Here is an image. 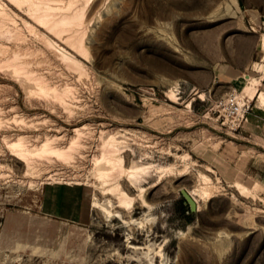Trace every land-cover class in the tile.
Returning a JSON list of instances; mask_svg holds the SVG:
<instances>
[{"label":"rangeland","instance_id":"obj_1","mask_svg":"<svg viewBox=\"0 0 264 264\" xmlns=\"http://www.w3.org/2000/svg\"><path fill=\"white\" fill-rule=\"evenodd\" d=\"M263 35L264 0H0V264H264V186L226 151L262 149L243 125ZM233 96L251 106L236 131ZM111 157L143 170L142 191L111 171L130 210L100 191ZM59 186L85 190L84 224L41 210Z\"/></svg>","mask_w":264,"mask_h":264},{"label":"bare ground","instance_id":"obj_2","mask_svg":"<svg viewBox=\"0 0 264 264\" xmlns=\"http://www.w3.org/2000/svg\"><path fill=\"white\" fill-rule=\"evenodd\" d=\"M67 7L68 6H66V7H62L61 6L60 11H65ZM50 10H52V9H50ZM83 10H84V8L82 9V11ZM79 13H77V14H79ZM81 14H83V13H81ZM81 14H79V15H81ZM46 16H48V14L47 15H45V14L43 15L42 14V15L38 16L37 19H38L40 24L41 23L42 24H46L45 23ZM78 16H76V13L75 14L73 13L70 17H65V18L61 19L60 21L59 20L56 21L57 22L56 25H55V23H53V25L50 28L51 29H54V28L56 29V27L58 26V23L59 24L60 23L63 24L64 27L66 25H69V26L70 25H74V24L78 25L80 17H81V16H79V17ZM81 19H82V17H81ZM44 26L46 27V25H44ZM58 28H59V26H58ZM74 45H73V47L76 48L79 51V53H81L82 52V47H81V49L79 48V46L81 44H79V46H78V44H76L77 47H76V45L75 46ZM261 45L264 48V35H263V37L261 39ZM61 54H62L61 56H62V58L64 60L75 62V60H74L75 58L72 55H69V53L67 54V52H62L61 51ZM254 70L256 72H259L261 75L259 77H256V76H250V75L245 74L244 77H246V79L248 80V83L244 86V90L247 92V94H248L250 99H253V98H255V96H258L260 105L262 107H264V92L259 90V86L261 84V80L264 77V63L263 64L256 63L254 65ZM77 130H79L78 127L75 128V131H77ZM110 143H112V142H110ZM43 144H44V146H43L44 148H42V149H43V152L45 153L46 151H44V150L48 149L49 142L46 141V144H45V142ZM24 145L25 144H23L21 141H19V139H18V141L16 140V141L8 142V146L13 148V150L15 151V155L17 157H19L20 159H22V160L24 158H26V152H27V149L25 150L26 147ZM49 148H50V146H49ZM54 149H56V148H54ZM51 150H52V148L49 151L47 150L46 153H48V152L50 153ZM52 151H54V150H52ZM56 151L53 152V153H56ZM110 152L113 153V151H110ZM58 153H61V152L58 151ZM28 154L29 153H27V155ZM24 160H26V159H24ZM26 161H28V160H26ZM106 163H109L110 167L109 168H105V169H101V170H99V172H97L98 173V178L102 179V186L100 187L101 188V190H100L101 193L108 194V195L114 197V199L116 200V206L117 207H119L121 209H124V210H130L132 208V206H133V198L128 194V192L125 189H123L121 187V185L118 182H115V181H114L115 183L111 182L112 181V177H111V173L112 172L111 171L117 168L121 172H124L126 174V180H128L132 185L139 186V189L142 191L144 189V187L139 185V183L141 181V172L143 170L139 166H133V167H131L129 169L124 168L122 157H118L117 159L116 158H112V157L108 158L106 160ZM118 173H119V171H118ZM205 182H207V180ZM236 184H234V185H236ZM202 187H203V189L199 191V194L201 196H207L208 190L204 186H202ZM185 195L188 196L189 198H191L190 195H192L195 198V194L192 191H190V192L185 191ZM142 205H143V207H148L149 206V204L146 201H144V200L142 201ZM92 207L93 208H97L100 211L104 212L106 217H107V219L121 217V213L119 211L113 210L111 208L112 207V201L109 200V199L106 200L105 202H101V201H99V200H97L95 198L94 201L92 202ZM130 247H134V246L131 245ZM35 249H37V247Z\"/></svg>","mask_w":264,"mask_h":264},{"label":"crops","instance_id":"obj_3","mask_svg":"<svg viewBox=\"0 0 264 264\" xmlns=\"http://www.w3.org/2000/svg\"><path fill=\"white\" fill-rule=\"evenodd\" d=\"M259 90L264 92V77L261 80ZM255 98H257L258 105L248 113L243 130L248 133L249 138L259 141L258 144L262 149L231 141L230 144L235 149L228 146V150L226 151L228 161H233L234 165L242 152L248 153L249 157L245 168L239 176H242L244 181L249 177L255 178L258 180V183L264 186V107L260 105L258 96H255ZM56 190H54L55 196H50V192L43 193L41 203L43 213L51 217L84 224L83 221L86 219L87 213L89 214V208H86L84 205L85 196L82 195V192H85V190L82 187L67 188L60 186Z\"/></svg>","mask_w":264,"mask_h":264},{"label":"built area","instance_id":"obj_4","mask_svg":"<svg viewBox=\"0 0 264 264\" xmlns=\"http://www.w3.org/2000/svg\"><path fill=\"white\" fill-rule=\"evenodd\" d=\"M224 106V120L222 124L227 122L228 128L232 131L238 130L242 121L245 119L246 113L251 109L250 101L248 99H236L235 96L229 97L222 103Z\"/></svg>","mask_w":264,"mask_h":264},{"label":"water","instance_id":"obj_5","mask_svg":"<svg viewBox=\"0 0 264 264\" xmlns=\"http://www.w3.org/2000/svg\"><path fill=\"white\" fill-rule=\"evenodd\" d=\"M184 197L189 201L191 208H194V203L193 200L191 198H189L188 196L185 195V192H183Z\"/></svg>","mask_w":264,"mask_h":264}]
</instances>
